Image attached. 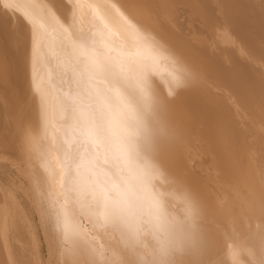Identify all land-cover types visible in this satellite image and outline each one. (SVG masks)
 <instances>
[{"label":"bare ground","instance_id":"1","mask_svg":"<svg viewBox=\"0 0 264 264\" xmlns=\"http://www.w3.org/2000/svg\"><path fill=\"white\" fill-rule=\"evenodd\" d=\"M63 2L67 19L58 18L59 9L54 14L46 0H0V7L12 14L10 19L0 9V35L10 43L0 41V89L7 113L15 108L12 91L26 84L18 58L16 63L10 55L14 40L20 46L15 55L24 56L23 73L27 66L35 73L36 101L54 103L40 123L44 130L35 122L24 125L15 118L11 123L3 112L8 125H14L10 130L0 119V151L11 142L29 152L41 147L38 153L53 174L55 191L49 200L56 214L72 215L69 195L80 202L75 188L88 174L99 182L117 184L119 178L157 202L163 192L161 222L146 235L150 243L133 251L132 264H264L263 210L249 228L245 225L249 234L234 224L244 203L251 210L248 203L258 202L259 195L264 202V0ZM10 24L12 32L6 30ZM82 49L120 54L111 63L98 58L96 64L82 62L87 83L107 100L135 101L136 109L125 104L115 115L110 107L104 114H90L74 89L84 77L77 55ZM131 57L141 61L145 73ZM40 107L35 105L39 115ZM107 199L103 192L91 211L113 214ZM81 210L89 208L81 205ZM31 224L26 226L30 230ZM71 224L69 219L63 228ZM31 235L38 264H44L39 238L33 230ZM70 238L73 249L67 254L77 256L68 254L69 262L98 264L104 250L100 239L80 228ZM10 246L0 240V264L15 257Z\"/></svg>","mask_w":264,"mask_h":264},{"label":"rangeland","instance_id":"2","mask_svg":"<svg viewBox=\"0 0 264 264\" xmlns=\"http://www.w3.org/2000/svg\"><path fill=\"white\" fill-rule=\"evenodd\" d=\"M98 1H102V4L106 2V0ZM46 2H48L54 14L59 9L60 13H56L58 18H68L67 9L65 7L66 4L63 2V0H46ZM0 9L1 11L3 10V15L5 14L7 17H10V15L12 16V14L4 8L0 7ZM9 26V28L6 27L7 29H4L8 31L10 29V31L12 32L13 30L11 28V24ZM2 32L3 30H1L0 34ZM5 33L6 31L4 32V34ZM4 40L6 39L1 36L0 41ZM6 43L8 45L9 40ZM18 43V40L13 41V47H15L14 53H10V55L13 60L16 61V63L18 58V65H21L22 67V73H20V76L21 78L26 80V84L21 90L19 88L12 91L14 95V104H12V107L13 105L15 106L14 112L19 109L17 110V113H21L22 116L21 114L18 117L14 116L15 114H18H14V112L11 111L13 109L10 110L9 114L7 113L9 111H7L8 103L6 102L7 99L5 100V91H2V89H0V119L2 122L5 121L7 123L6 125L10 123V121H6L7 117L8 120H12L11 123L14 122L13 119L15 118V120H17L18 122L24 121V125L25 121L31 123L35 122L38 124V127L40 129L44 130L45 125H41L40 123L44 122L45 113L48 110L53 109L52 106L54 103H52L49 99L42 100L39 103L36 101V95L39 93L40 89L36 82V77L33 70L28 69L27 66L26 72L23 73V65L20 62V58L23 59L24 56L20 55L19 52L18 56L15 55V53L17 52L16 50L20 47H16ZM81 52L82 53H80V55L77 54L78 58H80L78 59L80 60V68L82 66V62H87L88 64H96L98 62L97 58L106 60L110 63L114 62V60H116V57L120 58V54L114 51H110L111 54L105 53V56L94 52L91 53L86 50L83 51V49ZM109 55L111 56L109 57ZM131 59L135 63V67L145 73L144 69L142 68L141 61L134 57H131ZM78 60L76 59L75 62H77ZM79 64L77 62V65ZM83 65L84 66L82 67L84 68H81V71H84L82 73V76L84 77H79L81 79H78L80 80L78 83L81 85H79L80 87L74 89L75 91L79 92L78 94H76L80 96L82 105L87 107L90 114H104L107 111L108 107H110V109H108L109 112L115 115L118 110L121 109L125 104L130 105L133 108L136 107L137 103L135 101L128 100V102L126 103L125 98H121L120 101H117L114 98L107 100L105 97H103L101 91L95 90L87 83V81H89L87 76L88 74L85 69V64ZM128 70L132 74L131 69ZM134 83H138V81ZM79 89H81L82 94L80 93ZM111 90H113V88H111ZM16 103L17 105H15ZM36 104H39L41 106L39 108V112L42 113L41 115L37 113V109L35 108ZM16 106H18L19 108H16ZM71 110L76 115L79 113L78 108H72ZM3 112H6L8 114H5L7 117L3 114ZM11 113H13L14 115H11ZM10 117L12 119H9ZM11 125L13 126L14 124L8 125L10 127V130H12ZM16 125H18V123H16ZM16 125L15 127H17ZM8 126H6V129L9 128ZM21 129L22 128H19V131L17 133H23L21 135H24V132H22L23 129L20 132ZM14 131L13 133L15 134ZM5 136L6 135H4V138ZM17 136L20 138L18 134ZM8 138H10L9 135ZM17 139L15 137L16 141ZM15 140L13 141L14 143L16 142ZM18 140V144L20 143L22 145L20 139ZM17 142L15 146L18 145ZM11 143L10 145L6 143L8 147H6L7 145L4 144L6 148L3 149V151H0V240L7 239L11 242V246L8 249L15 252V257L12 259V262L10 264H38L39 259L37 255L36 245L34 243V237L33 235H31L32 230L33 233L36 234L35 236L39 238V245L41 247L44 264H67L69 262V260L67 259L68 254L75 258L77 256L76 252L67 254L66 251V249H73V247L69 244V241L71 239L70 235L76 231V228H80L81 230H84L91 235H95L97 239H100L101 242L104 243V250L103 252H99L98 255V264H132L133 261H136L133 251L138 247L145 248L146 245L150 243L147 242L146 235L154 233V229L152 227L153 223L161 222V216L163 215V210L161 209V207L164 205V201H166L163 192L161 194L162 199L157 202L153 198L146 197L142 190L134 188L132 185L125 183L119 178H116L117 184H115L111 179L110 183L99 182L98 178H96L93 174H88L84 176L86 179L85 183H80L75 188V192L78 195L77 199L79 198V196L82 198L80 200L81 203L76 202L75 198L72 195H69L70 200L73 201L72 211H75V216H72V211L70 212L71 206L69 207V214H72L71 216L64 215L61 212H58L56 214L57 210L51 208V200H49L55 191L54 182L52 179L53 174L50 166L45 165L43 162V155H40V153H42L41 147H39L41 150L38 147L37 148L39 150L36 148L37 152H33L35 149L33 151L30 150L29 152L28 150H26L25 146L22 145L21 149L20 147L18 149L17 147L20 145L14 147V144L12 143L11 145ZM38 151L40 153H38ZM38 154L39 157H36L38 156ZM260 186L264 187V185ZM163 187L166 189H171V185H161V188ZM157 191L158 190H155V193H157ZM103 192L105 193L106 198H108L106 201L110 203V210L113 213L105 217L101 216V214L96 215V212H94V210L96 211L97 200L100 203L102 201ZM260 194L262 193L260 192ZM262 195H264V190ZM157 197L158 196L154 198ZM259 197L261 198L262 196L259 195L257 197L258 202H250L251 204L248 203L251 210H249L247 208L248 205L246 204L245 206L244 203L243 211H245L246 209L245 212L247 214L244 213V215L243 211L240 209L242 211L240 214L242 215H237V217H241V219L242 216L244 218L246 217V221L243 218V221L245 222L242 221L243 223H241V219L236 217L237 219L234 220V224L236 223L238 228L241 229L242 227H245V225H247L246 227L249 228L253 223L250 222L251 220L253 221L255 218H257V216L258 218H260L261 215H263L264 204L262 203L264 202L260 201L263 199H259ZM254 198L253 200H251L252 202L257 201ZM259 201L262 203H260ZM256 203H259V205H257ZM253 204H256L258 207H255L256 205L254 206ZM81 205L84 207H88L89 210L87 212H83L81 210ZM241 205L243 207V203ZM43 209L45 211H43ZM92 209L94 210L91 211ZM247 209L249 210L248 212ZM261 210H263V213H261ZM138 214L140 216H138ZM251 214H254V216L252 215L254 218L251 216ZM69 219L74 221V224L69 225V227L67 228V233V229L63 228V224L67 223ZM238 219L240 222L237 221ZM247 219H250V224ZM29 220L32 223L30 228H34L32 230L26 227ZM237 223H240L241 225H243L244 223L246 224L240 227V225ZM41 225H45L47 228L43 229ZM243 229H241V232H239L242 233ZM245 230L248 229H244V235L246 234L245 232L249 234L250 231ZM7 232L10 233L9 236H5ZM185 261L187 260L185 259ZM71 263L72 262H69L68 264Z\"/></svg>","mask_w":264,"mask_h":264}]
</instances>
